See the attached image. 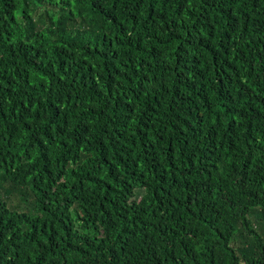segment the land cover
Segmentation results:
<instances>
[{
	"label": "trees",
	"instance_id": "16d2710c",
	"mask_svg": "<svg viewBox=\"0 0 264 264\" xmlns=\"http://www.w3.org/2000/svg\"><path fill=\"white\" fill-rule=\"evenodd\" d=\"M0 264H264V0H0Z\"/></svg>",
	"mask_w": 264,
	"mask_h": 264
}]
</instances>
